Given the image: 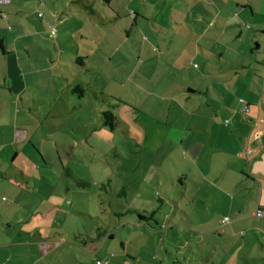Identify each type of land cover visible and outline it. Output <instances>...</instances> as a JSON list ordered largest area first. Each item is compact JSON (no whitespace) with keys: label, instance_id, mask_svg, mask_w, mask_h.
<instances>
[{"label":"crops","instance_id":"obj_1","mask_svg":"<svg viewBox=\"0 0 264 264\" xmlns=\"http://www.w3.org/2000/svg\"><path fill=\"white\" fill-rule=\"evenodd\" d=\"M126 1L11 0L10 4L0 6V264H96L99 261L140 264L142 261L128 248L132 239L139 238L137 233L148 221L146 216L139 214L142 217L137 215L138 220L135 216L126 220L122 212L125 207L112 206L113 226L110 222L102 225V219L97 217L96 229L94 218L88 229L85 226L88 215L76 211L81 216L77 218L72 211L75 206L70 208L69 201L63 202L62 193H58L60 201L56 205L48 203L46 198L55 193L52 181L46 178V167L33 152L41 140H35L34 136L47 135L48 131L44 120L31 123L34 112L30 101L32 96L45 99L39 90L44 86V72H50L49 61L61 64L63 59L75 56L72 62L88 72L95 70L87 64L95 58L99 59L100 71L117 54L125 63L121 50L127 46L125 39L132 31L143 35L137 47L140 49L137 63L124 74L125 81H132L135 73L141 72L139 76L149 82L150 89L145 88L141 100L125 93L123 97L109 94L108 101L118 99L135 110L138 119L149 111L142 127L145 143L151 139V130L158 133V124L163 126L165 152L152 147L149 152L151 159L158 162L157 167L151 172L129 171L125 175L129 181L124 179L119 190L124 194L144 193L143 182L150 176L151 190L165 198L150 201L155 228L151 227L148 237L159 238V249L167 254L166 260L161 257L160 264H179L173 263L176 256L170 247L168 251L161 244L170 232L175 235V241L179 240L177 226H182L181 232L186 233L193 223L190 213L183 212L169 198V193L179 192L178 187L183 188V198L186 190L192 188V194L185 198L187 203L182 205L203 213L196 214L199 216L196 223L207 225L199 239L215 236L214 242L219 243L215 248L221 252L216 264L241 261L264 264V182L258 181V176L264 177V171L256 170L264 161V0H147L153 5H144L146 13L135 0H129L127 5ZM123 17L131 20V25ZM118 22L122 26L115 25L114 29L121 27L126 34L123 38L121 30L114 31L119 48L111 43L112 32L107 26ZM72 34L78 35L75 39H80L82 44L75 55L69 56ZM159 44L169 48L170 56L166 54L167 67L156 78L161 64L156 60L149 69L144 56L146 47L159 48ZM52 50L56 51L55 58ZM143 69H148L146 79ZM75 80L71 90L69 85L63 88L64 94L76 98L64 101L60 97V102L66 108L74 106V115L69 117L71 126L78 124L85 129L75 117L88 110L87 105L92 107V100L99 102V91L90 93L89 84L80 75ZM137 83L136 88L141 89ZM76 84L83 89L81 96L72 91ZM51 96L56 98L57 94ZM58 100L54 99L51 107L61 108ZM33 102L46 104L44 100ZM246 105L249 111L244 114ZM55 119L61 120L60 116ZM37 126L43 131L37 130ZM59 126V122L57 126L53 124L48 136L61 132L64 127ZM254 128L260 131L258 139L253 137ZM102 188L106 189L105 185ZM254 190L259 196L256 209L246 204L248 215L240 214ZM166 201L170 204L165 205ZM260 209L263 216L256 217ZM139 210L132 212L138 214ZM226 218L227 222H223ZM183 219L189 223L185 225ZM126 230L132 236L129 243L125 241ZM117 238L120 249L111 245ZM150 257L156 259L155 253ZM186 257L190 264L191 253ZM209 257L206 252L203 264Z\"/></svg>","mask_w":264,"mask_h":264},{"label":"rangeland","instance_id":"obj_2","mask_svg":"<svg viewBox=\"0 0 264 264\" xmlns=\"http://www.w3.org/2000/svg\"><path fill=\"white\" fill-rule=\"evenodd\" d=\"M112 3L120 5L122 4L115 1H112ZM135 3L140 6L141 11L144 13L147 11L144 8V5H153L152 2L147 0H135ZM125 4H129V0H127ZM114 9L116 10L117 7L114 6ZM107 14L109 15L108 12ZM120 14L122 16L123 12H120ZM123 20L125 23L129 22V25H131V20L129 21L128 18L123 17ZM122 24L123 23L119 22L107 24V26H109L111 29L110 32H112V39H110L111 43L116 44L118 48L120 42L119 39L114 38L116 36L114 31L121 30L122 32L124 29L122 30L121 27L114 29V26H122ZM120 35L123 38L126 37L124 32L120 33ZM142 35L143 34L139 35L132 31L129 38L125 39L127 41V46H123L121 50L122 52L124 51L126 57L125 63L122 56L117 54V56L111 60L109 65L106 66L105 64L103 70L101 68V71L98 58L88 61L87 64L92 68H95V70L91 72L86 71L76 62H72V60L76 58L75 56H73L72 59H63L61 64L50 61L48 62L50 65L47 66V69L50 72H44V79L42 82V85L44 86L42 90H39V92L45 96V99L43 100L46 102V104L43 106L38 102L34 103L33 101L35 100L43 101L36 96H32V98H30L32 111L34 112V116L32 115L31 118V123L34 124L38 120H44L46 123V129L48 131L47 135H43V133H41L34 136L35 140H41L38 142V144H36L37 147L35 149H37V151L33 152L38 154L42 161V165L46 167L44 168L47 172L46 178H49L50 181H52L53 191L55 193L52 197L46 198L48 203L56 205L55 202L60 201L57 195L62 193L64 195L62 196L63 202L69 201L71 204L70 208L75 206L72 211H74V214L77 218H80L81 216L76 211L88 215V217L85 218L87 219L85 221V226L88 225V229L91 227V218L95 219L94 223L96 225L94 227L96 229V226L98 225V221L96 220L97 217L102 219V225L107 226V224H109L108 222H110V226H113L115 213L111 212L112 206L119 208L125 207V210L122 212L124 215L123 218L126 220L130 218L134 219V216L138 220L137 215L139 214L146 216L148 221L143 223L141 231L137 233L139 238L132 239L129 243V238L132 236H128L127 234L129 231L126 230L124 231V235L126 237L125 241L126 243H129L128 251L135 254L134 257L137 255L138 258H141L142 261L140 264H160L161 257L166 258L167 254L162 248L159 249V238L156 236H152L153 238L148 237L151 236L149 230L151 227H154V221H151V216L153 217V210L150 201L159 202L160 199L165 198L155 195V190H151L153 186L150 176H148L143 182L142 189L144 190V193L141 191V194L138 195L134 194L133 192L124 194L120 193L119 190L121 189L120 184L124 179H128L129 181V178L125 177V175L130 174L129 171H142V173L145 171L151 172L155 166L157 167L158 162L151 159L149 152H151L150 147L154 149H162L166 145V143L163 141V134L161 133L163 126L162 124H158V133H156L155 130H151V139H148L145 143L146 135L144 134L145 131L142 129V127L145 126L144 119H148L146 114L149 111H147L146 114H141L140 117L143 118L142 121L141 118H137V113L135 110L127 108L123 105L124 103L120 102L118 99L111 98L110 101H108L109 94H116L118 97H123L125 93H132L136 96V98L141 100L145 96V88L150 89L149 82H145V80L141 79V76H139L141 72L135 73L131 79L132 81L130 82H126L124 76V74L129 73V71L137 63V58L139 57L140 53V49L137 47H139V43L142 41ZM77 36L78 35L76 34L71 35L69 40L70 45L68 47V53L70 54H67L69 56L75 55L78 52L77 47L79 48V46L82 44L80 39H75ZM180 44L182 45L183 43ZM158 47L159 48L154 46L146 47L144 56L147 58V63L145 66L149 69L154 67L156 60H158V62L161 64L157 68L156 74L158 75L156 78H158L159 74L163 75V70H165L167 67V65L164 64V61L167 56H170L168 54L169 52L167 53V49H169L168 47L164 48L161 44H159ZM81 50L84 51L85 47H83ZM52 53L54 54L55 58L56 51L52 50ZM85 61L86 59L83 60V62ZM59 65H62V67ZM67 68H69V70ZM142 74L146 79L148 77V69H143ZM79 75L81 79H83L82 81H86V83L89 84L88 91L90 93L99 91V102L95 100V104V101L92 100V107L86 103L88 110L80 112L79 115L75 117V120L83 123L85 129H81L80 125L78 124L71 126L69 117L71 118L74 115V106L72 107L69 105L66 108L64 107L63 103L60 102V97H62L64 101L76 98V95L64 94L65 91L63 87L69 85L68 87L72 88L70 85L76 82L75 79H78ZM90 83L93 85H90ZM136 83L142 88H136ZM182 86H184V84ZM54 94H57L56 98L51 96ZM50 98H52V100ZM57 98L59 99L57 103L60 102L61 108L56 107V105L51 107V102ZM108 104H110V106ZM144 109H147V107ZM104 111H111L114 113L118 124L116 129L111 130L108 126H104L102 124V113ZM148 115L152 117L151 113ZM158 115L160 116V113ZM47 116L49 117L46 119ZM55 116H60L61 120L63 121H55ZM79 119H83L84 121H80ZM56 122L57 125L59 122V128L64 127L63 130L53 136H48L52 130L53 124L54 126H57ZM33 129L34 128H31L32 132ZM37 130L43 131V128H39L37 126ZM124 130H127L128 133H125ZM157 134L159 136L158 139H156ZM155 139L157 140L155 143L156 145L153 144ZM44 140L45 142H43ZM29 143L32 142L30 141ZM29 146L31 149H34L31 144H29ZM43 150L46 151V154ZM165 150L166 149H162V152H165ZM42 154L44 155L46 161L42 160ZM256 170L264 171V161ZM133 177L134 176H132L131 179ZM258 179V181L261 180L264 182V177L258 176ZM102 185H105L106 189H103ZM114 188L117 189V192L114 190ZM178 189L179 192L175 194L169 193V198L172 199L173 202L176 201L179 205V208L180 206L182 207L181 209L183 212L190 213L189 218L193 223L192 225H189L190 228H188V230L190 231L186 233L181 232V229L183 228L182 226H177L179 229V237L177 239L179 240L175 241V235H172L170 232L168 239L165 240L164 243L162 242L161 245L166 247L168 251L170 247L173 254H175L176 257L173 263L189 264L187 257L186 259L184 257L185 255H189L191 253L192 258H190V264H203L204 256L207 252L208 256L211 255V257H209L205 264H216L217 260H219V253L221 252L215 248V246L219 244L214 242L215 236L214 238L206 236L204 237L203 241H200L199 239V234L207 228V225L197 224L196 221L197 217L199 216H196V214H201L202 216L203 213L193 211L191 208H187L186 205H182V203H187L185 198L190 196L189 193L192 194V188L189 187L186 190L185 198H183L181 194L184 193L183 188L178 187ZM40 195L42 196V194ZM262 195H264V192ZM258 200L259 196L257 191L254 190V194L251 199H247L244 202L245 208L244 210L241 209L240 214L243 213V215H248L249 210L246 209L248 206L251 209H256ZM248 201L251 202L247 203ZM65 204L66 203H64V208H67V205ZM169 204L170 203L166 201L165 205ZM246 204L248 206H246ZM135 209H140L138 214L137 212L133 214ZM165 212L168 213V207L165 209ZM210 212L211 208L208 209V216H210ZM179 214L180 213L178 212L177 215ZM141 215H139V217H142ZM182 221L185 223V225L189 223L186 219H183ZM149 223H151V226ZM79 229H82L81 225H79ZM111 245L113 248L116 246L120 249V241L118 238L113 240ZM138 248L139 251H137ZM178 251L180 252L178 253ZM153 253H155L156 259H152L150 257ZM239 264L246 263L241 261Z\"/></svg>","mask_w":264,"mask_h":264},{"label":"trees","instance_id":"obj_3","mask_svg":"<svg viewBox=\"0 0 264 264\" xmlns=\"http://www.w3.org/2000/svg\"><path fill=\"white\" fill-rule=\"evenodd\" d=\"M72 91H73V93L76 92L79 96H81L82 93H83V89L78 84L75 85V87L72 89ZM102 117H103L102 118V124L104 126H108L111 130H114V129H116L118 127V124H117V121H116V117L111 111H104L102 113ZM124 132L128 133V132H126V130H124ZM262 213H263V211H262Z\"/></svg>","mask_w":264,"mask_h":264},{"label":"built area","instance_id":"obj_4","mask_svg":"<svg viewBox=\"0 0 264 264\" xmlns=\"http://www.w3.org/2000/svg\"><path fill=\"white\" fill-rule=\"evenodd\" d=\"M11 3V0H0V6H5V5H8ZM249 109H248V106L246 105L244 107V110H243V113H248ZM254 126H257V124L255 123ZM260 136V131L257 129V128H254V131H253V137L254 139H258ZM255 216L256 217H262L263 216V213L261 210H258L256 213H255ZM227 218L223 221V222H227ZM96 264H102V261H99L97 262Z\"/></svg>","mask_w":264,"mask_h":264}]
</instances>
